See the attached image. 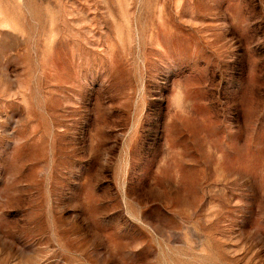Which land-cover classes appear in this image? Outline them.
<instances>
[{
	"label": "rangeland",
	"instance_id": "rangeland-1",
	"mask_svg": "<svg viewBox=\"0 0 264 264\" xmlns=\"http://www.w3.org/2000/svg\"><path fill=\"white\" fill-rule=\"evenodd\" d=\"M0 264H264V0H0Z\"/></svg>",
	"mask_w": 264,
	"mask_h": 264
}]
</instances>
